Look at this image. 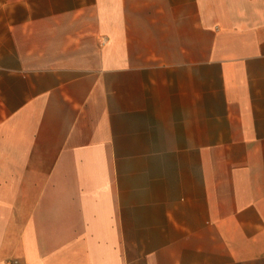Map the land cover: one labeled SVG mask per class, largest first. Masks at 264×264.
<instances>
[{
  "label": "crops",
  "instance_id": "crops-1",
  "mask_svg": "<svg viewBox=\"0 0 264 264\" xmlns=\"http://www.w3.org/2000/svg\"><path fill=\"white\" fill-rule=\"evenodd\" d=\"M0 264H264V0H0Z\"/></svg>",
  "mask_w": 264,
  "mask_h": 264
},
{
  "label": "built area",
  "instance_id": "built-area-1",
  "mask_svg": "<svg viewBox=\"0 0 264 264\" xmlns=\"http://www.w3.org/2000/svg\"><path fill=\"white\" fill-rule=\"evenodd\" d=\"M16 261H14V263H15Z\"/></svg>",
  "mask_w": 264,
  "mask_h": 264
}]
</instances>
